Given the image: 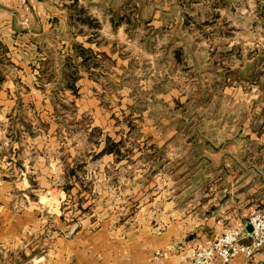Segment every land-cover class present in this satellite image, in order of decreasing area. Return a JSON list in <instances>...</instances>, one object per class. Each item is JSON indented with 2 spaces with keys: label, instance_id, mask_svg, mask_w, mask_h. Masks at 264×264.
<instances>
[{
  "label": "rangeland",
  "instance_id": "rangeland-1",
  "mask_svg": "<svg viewBox=\"0 0 264 264\" xmlns=\"http://www.w3.org/2000/svg\"><path fill=\"white\" fill-rule=\"evenodd\" d=\"M86 1L73 35L108 54L66 65L49 34L18 68L0 44V264H65L55 236L221 203L228 176L264 194V0Z\"/></svg>",
  "mask_w": 264,
  "mask_h": 264
},
{
  "label": "crops",
  "instance_id": "crops-1",
  "mask_svg": "<svg viewBox=\"0 0 264 264\" xmlns=\"http://www.w3.org/2000/svg\"><path fill=\"white\" fill-rule=\"evenodd\" d=\"M77 1L83 3L82 0H28L26 6H22L15 0H0V44L7 51L5 55L9 61L23 67L26 53L34 51V55H37L35 52L41 48L40 41L49 34L64 36L61 37L64 42L60 57L66 65L69 58H74L78 63L77 68L83 66L90 51L95 55H101L100 52L108 54L104 44H93L89 35H73L77 24L75 18L79 17L71 9L78 5ZM86 5H91L89 0ZM64 71L68 70L64 68ZM242 175L236 182L235 177L226 178V193L220 199L221 203H217V194L206 189L199 196L194 194L195 206L187 213H179L177 218L169 219L161 212V220L141 221L131 230L117 229L114 238L108 236L93 246L83 236L77 237V242L63 238L55 241V236L47 244L54 250L57 246H64L61 259L65 264H185L177 258L155 262L153 254L157 250L182 252L208 246L227 229L240 227L252 213L264 208V194L260 196L259 190L258 195L249 194L253 187H250L251 182L244 173ZM146 211L148 217L154 218L152 210ZM237 262L242 263L243 260L239 258ZM263 262L264 250L249 264Z\"/></svg>",
  "mask_w": 264,
  "mask_h": 264
},
{
  "label": "built area",
  "instance_id": "built-area-1",
  "mask_svg": "<svg viewBox=\"0 0 264 264\" xmlns=\"http://www.w3.org/2000/svg\"><path fill=\"white\" fill-rule=\"evenodd\" d=\"M26 6L28 0H15ZM251 229V231L248 230ZM264 250V211L251 214L246 222L237 228H229L211 244L200 249L176 251L157 250L155 262L177 258L185 264H249ZM241 258L242 263L237 262Z\"/></svg>",
  "mask_w": 264,
  "mask_h": 264
},
{
  "label": "trees",
  "instance_id": "trees-1",
  "mask_svg": "<svg viewBox=\"0 0 264 264\" xmlns=\"http://www.w3.org/2000/svg\"><path fill=\"white\" fill-rule=\"evenodd\" d=\"M112 145H113V146H112ZM114 145H115V141H112V144L110 145V148H108V149H109V152L112 150V148L114 147ZM108 149H106V151H107Z\"/></svg>",
  "mask_w": 264,
  "mask_h": 264
},
{
  "label": "water",
  "instance_id": "water-1",
  "mask_svg": "<svg viewBox=\"0 0 264 264\" xmlns=\"http://www.w3.org/2000/svg\"><path fill=\"white\" fill-rule=\"evenodd\" d=\"M248 230H249V231H251V229H250V228H248ZM263 264H264V262H263Z\"/></svg>",
  "mask_w": 264,
  "mask_h": 264
}]
</instances>
